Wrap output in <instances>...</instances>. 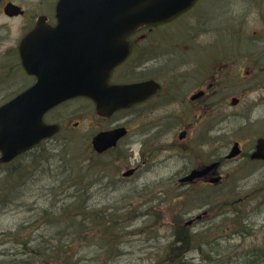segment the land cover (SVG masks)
Wrapping results in <instances>:
<instances>
[{"label":"flooded vegetation","instance_id":"1","mask_svg":"<svg viewBox=\"0 0 264 264\" xmlns=\"http://www.w3.org/2000/svg\"><path fill=\"white\" fill-rule=\"evenodd\" d=\"M73 1L83 0H65L63 13L60 0H0V108L20 96L23 97L20 104L26 108L5 112L34 109L35 99L48 98L47 90L52 86L45 81L66 78L72 48V39L66 35H103L108 31L88 29L87 20L94 17L98 20V16L103 19L104 14L98 15V8L94 12L91 7H85L87 13H78L74 11ZM235 1L194 0L166 22L141 24L130 31L125 38L126 55L106 80L107 89L128 87L129 104L106 114L109 111L98 110L91 99L77 98L88 100L93 105L92 112L103 121L112 122L108 129L91 137L90 155L96 158L114 152L130 135L132 143H139L141 149L136 152L130 145V164L122 172V178L140 180L146 176L142 167L145 171L147 147L150 156L167 150L166 132L171 127L174 157L182 161L184 169L178 178L180 186L213 190L227 186L235 178L242 180L244 170L264 180V153L261 157L257 155L264 143V0H241L239 4ZM61 20L64 30L58 28ZM41 25L45 27L42 33L59 35L52 40L56 44L53 49L59 51L57 55L51 54L50 59L30 61L31 53L27 50L25 58L30 63H26L21 44ZM30 64L35 68L27 66ZM100 72L97 66L96 75ZM35 86V92L28 94ZM52 88L56 90L55 86ZM70 102L68 99L43 114V122L57 125L59 132L17 159L27 160L40 148L50 150L47 144L58 140L63 125L49 120L48 116ZM119 117L126 118L129 127ZM77 127L76 122L73 128ZM118 128H124L126 134L114 148L97 154L93 137ZM65 141H61L58 151ZM233 150L235 155H231ZM86 157L89 159L88 154ZM127 170L131 172L129 176L124 175ZM233 211V218L228 217L224 222L225 232L230 233L233 227L230 225L238 221L236 218L240 219L239 211ZM207 212H203L202 219L208 216ZM260 253L255 250L248 256Z\"/></svg>","mask_w":264,"mask_h":264},{"label":"rangeland","instance_id":"2","mask_svg":"<svg viewBox=\"0 0 264 264\" xmlns=\"http://www.w3.org/2000/svg\"><path fill=\"white\" fill-rule=\"evenodd\" d=\"M240 1L235 2L239 4ZM64 108L48 116L49 120L63 125V132L58 140L47 144L49 151L52 154H58L62 151H58L61 141L66 140L62 143V147L66 145V152L75 159L86 157L88 154L93 161L116 166L115 170H106L101 182L94 185V189L97 188V193L100 194L89 205L103 207V205L114 204L109 207L111 209L117 207L118 211L128 209L136 215L134 221L128 227H124L123 231L127 235L121 239L122 244L116 250L120 254L110 263L154 264L155 258L169 242L179 244L175 241L176 239L181 240L184 234H192V232L193 234L208 232L209 235L200 239L193 237L195 249L189 248L186 251V253L189 251L187 254H182L184 255L182 258L186 259L188 264H243L250 261L251 258L248 256L250 252L256 250L264 254V180L259 175H249L244 170L242 180L235 178L227 186H220L213 190L180 186L178 178L184 169L182 161L174 157L173 149L175 151L176 148L171 146L172 128L169 127L166 132L167 140H169L167 150L160 151L156 156H150L151 150L147 147L145 171L142 167V174L146 176L140 180L135 177L123 179L122 172L128 169L130 164L129 147L134 146L135 151L138 152L141 149L139 143H132L133 138L128 135L114 152L104 156L96 155L99 158H95L90 155L92 154L90 139L100 130L108 129L112 122L103 121L95 112H92L93 105L88 100L74 99L67 104L66 110ZM119 118L122 124L129 127L126 118ZM76 122L78 127L73 128ZM2 171L0 170V173ZM3 183L5 186L8 185L7 180H3ZM47 184L42 181L36 186L30 185L33 188L25 194L22 204H16L6 210L0 209V262L3 260L0 264H12L9 260L13 258L12 254L15 252L12 243L17 227L24 224L27 231L35 228L36 224L32 223L31 217L45 201ZM236 188H239L238 191ZM223 202L227 203L224 209L228 212L226 217H229V220L235 215L233 211L235 209L240 215L237 222L244 220L242 223L236 222L230 225L233 226L232 231H236V234L232 231L225 232L226 224L211 218L215 215L216 209L209 208L207 205L213 206ZM204 210H208V216L198 223L194 220L193 225L187 224L191 219L201 215ZM177 219H181V222H174ZM26 230L23 229L21 233ZM136 230L142 232L134 234ZM49 232L51 230L45 231L44 228L41 234ZM34 234H38V231L34 230ZM198 245H202L200 248L205 254L204 258H201L198 252ZM171 249L176 252L181 248L174 245ZM79 251L81 252L79 256L82 258L80 264H95L93 260L98 257L101 246L85 245ZM216 253L221 255V259L217 258ZM210 259L212 261H209Z\"/></svg>","mask_w":264,"mask_h":264},{"label":"trees","instance_id":"3","mask_svg":"<svg viewBox=\"0 0 264 264\" xmlns=\"http://www.w3.org/2000/svg\"><path fill=\"white\" fill-rule=\"evenodd\" d=\"M66 148V145L62 147V161L55 168L56 171L54 173L46 171L50 180L45 182L48 183V187L45 188V201L33 214L39 220L35 222V228L32 231L25 229L26 231L21 234L16 232L13 238L12 244L15 252L12 254L13 258L9 260L12 264H80L82 258L79 256L81 253L79 249L92 244L101 246L98 257L93 260L95 264H112L110 261L115 260L120 254L116 252L117 247L122 244L121 239L127 235L123 229L134 221L135 213L128 209L118 211L117 207L111 209L109 206L114 204L103 205V207L89 206V203L98 198L97 195L100 194L97 193V188L94 189V185L101 182L106 170L112 171L117 167L104 165L100 161H93L85 156L75 159L69 152H66ZM49 153L50 151L46 148H40L27 160L17 159L19 162L3 166V171L0 173L2 176L0 179V209L6 210L24 202L26 187L36 185L38 179L34 177L40 179L42 171L44 172L47 167L44 162L34 164V161ZM61 175H64L65 179L58 182V177ZM3 180H7V187ZM56 180L58 181L55 182ZM224 206L227 204L223 202L211 207L216 209L214 219L221 223L227 221L228 212ZM174 222L180 223L181 219L174 220ZM44 228L45 231L51 230V232L41 234ZM34 230L38 231V234H34ZM141 232V230H136L134 234ZM193 235L187 233L181 240L176 239L175 241L179 244L169 242L155 258L154 264H188L187 260L182 258V254L189 248H195L193 237L200 239L207 237L209 233ZM154 239L157 240V238ZM174 245H178L181 249L175 252L171 249ZM202 245H198L197 248L200 249ZM200 254L205 257L201 250ZM216 256L221 259L219 253H216ZM0 263H3V260ZM243 264H264V258L259 261L250 259L249 262L246 261Z\"/></svg>","mask_w":264,"mask_h":264},{"label":"water","instance_id":"4","mask_svg":"<svg viewBox=\"0 0 264 264\" xmlns=\"http://www.w3.org/2000/svg\"><path fill=\"white\" fill-rule=\"evenodd\" d=\"M193 2L194 0H87V2L83 0L82 3L73 1L74 11L78 13H87L85 7H91L94 12L98 8V15L104 14L103 19L98 16V20L95 17L92 20H87L86 27L88 29L96 31V29L104 28L108 31L103 35L92 33L87 36L74 34L65 36L67 39H72L66 78L45 81L46 85L55 86L56 90L49 87L47 99H35L34 109L36 111L27 108L29 110L26 112H5L6 110L26 109L20 104L22 96L0 108V162H10L42 139L51 137L58 132V126L44 124L42 117L45 111L63 101L81 96L87 97L95 103L98 110L102 108L108 110L109 112H104L106 114L127 106L129 104L128 87L106 88L108 73L122 60L121 57H124L128 50L125 38L132 29L139 25L167 21L184 11ZM64 6L65 0H60L59 7L63 8V13ZM61 21L62 25L58 28L64 30V20ZM101 23H103V27ZM43 29L45 27L42 25L37 27L34 33L22 42L21 50L26 63H30L25 58L27 50L31 53L30 61H36V58L41 60L42 57L50 59L51 54L57 55L56 52L59 50L53 49L56 44L52 40L59 35L42 33ZM97 51L103 56L96 54ZM48 65L51 66V63ZM27 66L35 68L32 64ZM97 66L100 71L102 70L99 76L96 75ZM30 68L27 69L32 71ZM40 83L41 79L39 78L38 84ZM36 86L28 94L34 93ZM125 133L124 128L100 132L92 139L93 148L98 153L104 152L115 146L118 139ZM263 153L264 143L258 149L257 155L261 157ZM235 154L236 151L233 150L231 155ZM130 174V171L124 173L125 176Z\"/></svg>","mask_w":264,"mask_h":264},{"label":"bare ground","instance_id":"5","mask_svg":"<svg viewBox=\"0 0 264 264\" xmlns=\"http://www.w3.org/2000/svg\"><path fill=\"white\" fill-rule=\"evenodd\" d=\"M56 153H58V152H56ZM61 154L60 153H58V154H52L51 152L48 154V155H46V156H42V157H38L37 159H36V161H34L35 163L34 164H39L40 162H44V163H46V169H45V171L43 172L42 171V177L39 179V178H37V177H34V179L36 178V179H38V181H37V183H40V182H42V181H44V182H46V181H48V180H50V177L46 174V171L48 170V172L50 173H54L56 170H55V168L57 167V166H59L60 165V163H61V161H62V159H61ZM43 164V163H42ZM49 166V167H48ZM2 178V176H0V179ZM63 179H65V176L64 175H61V176H59L58 177V180H56L55 182H60V181H62ZM37 183H36V185H37ZM36 185H34V186H36ZM8 185H6V187H7ZM33 187H31L30 185H28L27 187H26V189H27V192H30L31 191V189H32ZM45 195H46V193L44 194V197H45ZM45 199V198H44ZM90 206V205H89ZM36 211H38V210H36ZM37 220L38 219H36L34 216H32L31 217V221H32V223H35V222H37ZM39 221V220H38ZM45 228H47V227H45ZM23 229H26V227H25V225L24 224H22V225H19L18 227H17V229H16V232L18 233V234H21V231L23 230ZM16 232H15V235H16ZM126 233V232H125ZM263 255L264 254H256V255H254V256H252V258H251V261L253 260H255V261H259V260H261V259H263L264 257H263Z\"/></svg>","mask_w":264,"mask_h":264}]
</instances>
